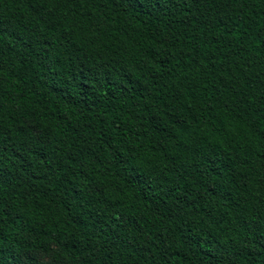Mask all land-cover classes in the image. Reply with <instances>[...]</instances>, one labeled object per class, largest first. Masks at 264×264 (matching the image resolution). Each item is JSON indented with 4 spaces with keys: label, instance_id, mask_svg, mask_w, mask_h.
<instances>
[{
    "label": "trees",
    "instance_id": "16d2710c",
    "mask_svg": "<svg viewBox=\"0 0 264 264\" xmlns=\"http://www.w3.org/2000/svg\"><path fill=\"white\" fill-rule=\"evenodd\" d=\"M0 264H264V0H0Z\"/></svg>",
    "mask_w": 264,
    "mask_h": 264
},
{
    "label": "rangeland",
    "instance_id": "374dc122",
    "mask_svg": "<svg viewBox=\"0 0 264 264\" xmlns=\"http://www.w3.org/2000/svg\"><path fill=\"white\" fill-rule=\"evenodd\" d=\"M44 259H46V258H44ZM44 259H43V260H44ZM46 260H47V259H46Z\"/></svg>",
    "mask_w": 264,
    "mask_h": 264
}]
</instances>
